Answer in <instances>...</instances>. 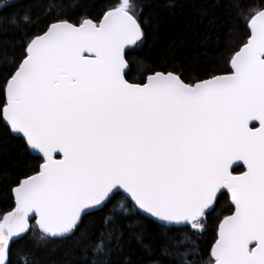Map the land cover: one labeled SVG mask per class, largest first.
Masks as SVG:
<instances>
[{"label": "snow or ice", "instance_id": "6c2138e0", "mask_svg": "<svg viewBox=\"0 0 264 264\" xmlns=\"http://www.w3.org/2000/svg\"><path fill=\"white\" fill-rule=\"evenodd\" d=\"M189 2L209 25L228 8L202 41L225 67L173 41L164 70L140 59L148 75L132 82L145 0L95 15L92 0H0V185L15 198L0 264L33 215L25 264H264V3ZM223 189L234 210L208 250L198 237Z\"/></svg>", "mask_w": 264, "mask_h": 264}, {"label": "trees", "instance_id": "16d2710c", "mask_svg": "<svg viewBox=\"0 0 264 264\" xmlns=\"http://www.w3.org/2000/svg\"><path fill=\"white\" fill-rule=\"evenodd\" d=\"M27 0H20L19 7H23ZM96 5L93 14L106 11L111 7L117 6L121 0H92ZM131 2H139V0H131ZM249 6H259L264 0H245ZM148 4L144 9V19L150 18L151 27L149 29L150 36L147 43L142 47L133 48L128 51L127 59L130 65L129 76L132 82H141L148 75L147 71H142L139 63L143 59L146 68H153L156 71L164 70V61L162 53L173 41L185 40L187 47L181 49L189 59L195 58L200 67L210 68L212 65L225 67L223 58L227 57V53L217 49L213 40H209L205 45L202 43L206 34L220 31L225 23H231L232 18L229 15L227 7L214 10V15L218 17L215 25H209L208 21L212 19V15L206 18H200L196 10L192 7L189 0H145ZM246 29H241V32ZM199 43V47H196ZM207 55H204V52ZM127 78V77H126ZM3 97L0 96V101ZM17 141H13L16 143ZM39 161H34L37 163ZM240 166L233 170L234 173L243 172ZM20 178H23L22 176ZM116 197L113 201L119 200ZM15 208L14 194L9 187L4 184L0 185V220L3 216ZM234 210L230 201V196L223 192L217 201L215 211L212 212L206 222L205 231L198 237V242L205 248L210 250V246L215 243L217 231L220 221L224 216L230 215ZM97 221L99 217H96ZM177 232L187 231L186 229L174 230ZM39 235V229L36 223H32L31 231L22 239L12 244V264H25L27 252L33 245L35 238Z\"/></svg>", "mask_w": 264, "mask_h": 264}, {"label": "water", "instance_id": "95a60500", "mask_svg": "<svg viewBox=\"0 0 264 264\" xmlns=\"http://www.w3.org/2000/svg\"><path fill=\"white\" fill-rule=\"evenodd\" d=\"M128 69H130V65H129V63H128ZM257 125H258V123H257ZM57 158L59 159V158H62V157H61V156H57ZM237 163H239V164L245 169L244 171H246V166H243V163H242V162H237ZM236 168H238V167H235V166H234L233 170L236 169ZM233 174L238 175V174H240V173L237 174V173H234V172H233ZM223 192L227 193V194L230 196V194L227 192L226 189H223V190H222V193H223ZM220 195H221V194H219V196H220ZM230 201H231V200H230ZM10 212H11V211H10ZM8 213H9V212H8ZM6 214H7V213H6ZM2 219H3V218H2ZM34 222L36 223V218H35L34 215H33L32 218L29 220V225H30L31 229H32V223H34ZM29 232H30V231H29ZM29 232H28V233H29ZM28 233H27V234H28ZM27 234L23 235V237L26 236ZM18 240H19V239H18ZM16 241H17V240H16Z\"/></svg>", "mask_w": 264, "mask_h": 264}, {"label": "flooded vegetation", "instance_id": "af4514ba", "mask_svg": "<svg viewBox=\"0 0 264 264\" xmlns=\"http://www.w3.org/2000/svg\"><path fill=\"white\" fill-rule=\"evenodd\" d=\"M257 126H258V125H257ZM243 169H244V168H243ZM244 170H245V169H244ZM244 170H243V171H244Z\"/></svg>", "mask_w": 264, "mask_h": 264}]
</instances>
